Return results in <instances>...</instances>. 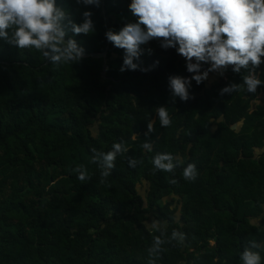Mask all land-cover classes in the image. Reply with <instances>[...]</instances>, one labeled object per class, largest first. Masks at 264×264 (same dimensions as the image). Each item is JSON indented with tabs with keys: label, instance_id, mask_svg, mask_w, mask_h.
<instances>
[{
	"label": "trees",
	"instance_id": "16d2710c",
	"mask_svg": "<svg viewBox=\"0 0 264 264\" xmlns=\"http://www.w3.org/2000/svg\"><path fill=\"white\" fill-rule=\"evenodd\" d=\"M130 3L57 0L76 23L93 13L94 34L69 32L85 48L77 64L56 68L42 53L0 38V264H148L160 234L145 227L153 220L166 238L174 229L186 236L182 246L162 245L155 264H241L251 240L264 245V84L255 94L222 96L247 74L229 66L225 78L193 80L194 99L173 102L168 78L192 74L158 40L141 45L135 61L149 71L121 72L125 52L105 33L138 22ZM107 45L105 56H87ZM256 74L264 81V63ZM161 106L172 118L168 128L154 111ZM149 120L155 131L145 136ZM121 141L129 151L101 184L91 149L107 152ZM145 141L154 142L152 152ZM157 152L195 164L196 181H185L181 167L175 175L154 170ZM133 158L143 163L131 168ZM81 165L86 182L74 171Z\"/></svg>",
	"mask_w": 264,
	"mask_h": 264
},
{
	"label": "clouds",
	"instance_id": "9594fccd",
	"mask_svg": "<svg viewBox=\"0 0 264 264\" xmlns=\"http://www.w3.org/2000/svg\"><path fill=\"white\" fill-rule=\"evenodd\" d=\"M76 3L99 8L101 0H76ZM129 10L138 18L137 23H128L119 32L108 30L105 33L107 41L125 52L120 71H149L135 61L140 59L141 45L152 40H158L164 49H176L192 75L168 78L173 102L176 97L185 102L194 99L190 93L193 80L200 85L208 79L209 73L223 75L229 66L235 73L245 69L247 74L243 75L242 84L233 83L223 88L222 96L245 90L255 94L264 84L256 74L264 63L261 59L264 57V0H131ZM92 16V12L84 11L83 22L76 23L57 6V0H0V38L21 50L42 53L56 68L73 65L82 61L85 48L70 37L69 32L76 36L94 34ZM148 51L151 54L152 50ZM202 64H209L210 67L202 71ZM154 111L163 128L172 125L167 108L161 106ZM154 125L155 121L149 120L145 136L155 131ZM153 146L154 142L145 141L142 144L147 152H152ZM128 151L124 141L114 143L107 152L91 149V163L100 170L101 184L111 176L117 157L124 156ZM138 163L143 161L128 159L131 168H136ZM151 163L154 170L173 175L181 167L182 177L188 182L196 181L199 175L195 164L184 166L180 158L168 152H157ZM74 171L81 182L91 179L83 165L77 166ZM170 183L176 184L177 180L173 179ZM145 227L160 233L153 237L152 246L148 249V264H155V257L165 251L162 245L175 241V245L182 246L186 239L184 233L175 229L170 238H166L167 231L160 228L158 220ZM261 251H264V245L251 240L240 255L241 264H264Z\"/></svg>",
	"mask_w": 264,
	"mask_h": 264
},
{
	"label": "rangeland",
	"instance_id": "374dc122",
	"mask_svg": "<svg viewBox=\"0 0 264 264\" xmlns=\"http://www.w3.org/2000/svg\"><path fill=\"white\" fill-rule=\"evenodd\" d=\"M227 77V72L224 71L223 75H221L219 72H212V73H209V77L207 79L208 82H213V81H216L218 79H221V78H225ZM259 103H261L262 100H264V96L263 97H260L259 99ZM138 189L140 190V193L142 195H145V189H146V184H144L143 186H138Z\"/></svg>",
	"mask_w": 264,
	"mask_h": 264
},
{
	"label": "water",
	"instance_id": "95a60500",
	"mask_svg": "<svg viewBox=\"0 0 264 264\" xmlns=\"http://www.w3.org/2000/svg\"><path fill=\"white\" fill-rule=\"evenodd\" d=\"M108 47H109V45H107L106 50H105L103 53H101V54H90V55H87V56H92V57H103V56H105V54L107 53Z\"/></svg>",
	"mask_w": 264,
	"mask_h": 264
}]
</instances>
